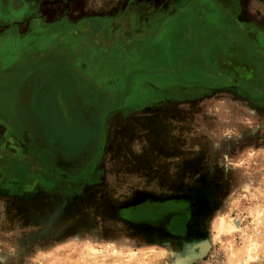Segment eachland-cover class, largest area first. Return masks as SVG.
<instances>
[{"label": "rangeland", "instance_id": "1", "mask_svg": "<svg viewBox=\"0 0 264 264\" xmlns=\"http://www.w3.org/2000/svg\"><path fill=\"white\" fill-rule=\"evenodd\" d=\"M235 37L264 54V0H0V264H264V95L201 51Z\"/></svg>", "mask_w": 264, "mask_h": 264}, {"label": "flooded vegetation", "instance_id": "2", "mask_svg": "<svg viewBox=\"0 0 264 264\" xmlns=\"http://www.w3.org/2000/svg\"><path fill=\"white\" fill-rule=\"evenodd\" d=\"M141 17H144V15H142ZM146 18H148V17H146ZM146 18L144 17V19H146ZM94 23L95 24L97 23L96 25H98L97 26L98 30H93V28H94L93 22H90L88 24V28H90V34L93 36L92 42L99 44L102 40V35H103L102 27L103 26H102L101 22L97 21ZM171 24H172V28H176L174 21H170V23H168L166 25L163 24L164 26H162V27L159 26L155 30L152 29L151 33H150V27H147V29L141 28V30H144V32H145L144 37L141 35V36H137L136 38L129 39V40H128L129 36L125 35V33H122L121 35L118 36V39L116 40L117 46L115 45V46H112L111 48H106L105 46H103V47L100 46V51H102L103 53H108L109 51H112V52L115 51L116 54L123 56L125 59H127V57L130 54H135L141 50H145V49L141 48L143 46H146L147 52L151 53V52H153L151 50H153L155 47H158L159 46L158 44L161 43V40L163 39L162 34H166V33H164L165 31H169L170 29H172L169 27ZM144 27H145V23H144ZM138 29H140V27ZM233 31L236 33L235 30H233ZM235 33H233V34H235ZM222 40L223 39H218L214 42H211L210 44H207L206 48L204 50H201L202 53L208 54L210 52V50H212L215 47V44L220 42V41L222 42ZM227 42L239 44L243 47V50L240 53L235 54L232 58L235 61V63L237 62L241 67L238 70L234 71L233 76L228 75L225 77L224 75H221V74H219V76L222 77L223 79H228V80L234 82V84H237V85L242 86L246 89H250L252 91H255V92L259 93L260 95H264V54H262L257 49L248 45V43H246L242 39H239L236 37L232 38L230 40L228 39V41L224 39L223 43L226 44ZM120 63L123 64L124 62H120ZM121 68H124V67H121ZM5 84H7V85H5ZM3 86L9 87V84L6 82L3 84ZM85 86H87V85H85ZM25 88L26 87L24 86V90H25ZM89 88L91 89V86ZM28 89H30V88L27 87L25 92L22 91L24 93L22 98L24 100H25L24 96H26ZM5 97H6V101H7V107L9 109H12L13 101L10 100L8 95ZM69 98H70L69 100H70V106H71L72 110L71 111L69 110L68 112H72L74 109H76L75 112H78L79 116H83L85 113H84V110L80 104L86 103V102L83 100V98L78 93V91L75 95L69 96ZM125 100L126 101L128 100L127 97ZM35 103H36V100H35ZM21 106H22V108H24L23 109L24 118L25 119L30 118V120L32 122L35 121L34 123H37V121L34 120V118L39 119V117L35 113V111L31 112L28 110V102H26V100L23 101ZM87 109H88V106H87ZM85 112H88V111L86 110ZM0 113H1V110H0ZM89 114L91 115V112H89ZM35 115H37V116H35ZM5 116H9V114H5ZM50 117L53 119L52 121H53V125H54L56 123L55 121L57 119L54 116H50ZM92 117L94 118L93 124L90 123L89 121L88 122L84 121V123L82 125L83 128L81 129L82 132H80L82 136L88 137L87 141L85 142L86 145L91 144V142L94 140V133H95L96 127L98 125V123L96 121L97 116L94 115ZM75 127H77V126L73 123L72 131L75 129ZM52 131H55V130L52 129ZM27 132H29V131L27 130ZM46 132H47V135H49V136H50V134L51 135L54 134L51 131L48 132V130H46ZM55 133H58V132L55 131ZM31 139H33L32 142H33V145L35 147L38 144L42 145L41 143L36 141L35 137H31ZM44 145H47V147H45V149L48 150L47 155H48L49 159L52 160L54 163H57V165H59L60 167H64V168L66 167V165L63 164L64 155L66 157H71L74 155V153L73 154L72 153H66V151L64 154L63 149H61L60 147L57 146L58 143L54 140V138H52V136L50 137V141L46 142ZM56 151L61 152V156H60L61 159H59V158L57 159L58 153H56ZM55 155H56V159L53 157ZM77 163L78 162L76 161L71 166H67V167H74L75 164H77Z\"/></svg>", "mask_w": 264, "mask_h": 264}, {"label": "water", "instance_id": "3", "mask_svg": "<svg viewBox=\"0 0 264 264\" xmlns=\"http://www.w3.org/2000/svg\"><path fill=\"white\" fill-rule=\"evenodd\" d=\"M224 47L230 50L234 55L240 53L243 50V47L239 44L232 43L229 46H227L223 42H218L215 44V47L210 52L221 50ZM216 63L218 66H223L224 69H228L229 71L238 70L241 67L237 62L235 63L234 60L232 59L224 61L218 57L216 58Z\"/></svg>", "mask_w": 264, "mask_h": 264}, {"label": "crops", "instance_id": "4", "mask_svg": "<svg viewBox=\"0 0 264 264\" xmlns=\"http://www.w3.org/2000/svg\"><path fill=\"white\" fill-rule=\"evenodd\" d=\"M121 66H123V64H122ZM127 67H128V66H125L124 68L127 69Z\"/></svg>", "mask_w": 264, "mask_h": 264}]
</instances>
